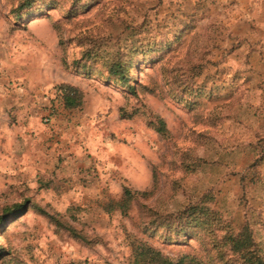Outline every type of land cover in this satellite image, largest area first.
Wrapping results in <instances>:
<instances>
[{
	"label": "rangeland",
	"instance_id": "obj_1",
	"mask_svg": "<svg viewBox=\"0 0 264 264\" xmlns=\"http://www.w3.org/2000/svg\"><path fill=\"white\" fill-rule=\"evenodd\" d=\"M0 218V264L264 255V0H0Z\"/></svg>",
	"mask_w": 264,
	"mask_h": 264
},
{
	"label": "trees",
	"instance_id": "obj_2",
	"mask_svg": "<svg viewBox=\"0 0 264 264\" xmlns=\"http://www.w3.org/2000/svg\"><path fill=\"white\" fill-rule=\"evenodd\" d=\"M21 6V5H20ZM22 7V6H21ZM108 73L110 75L118 77V79L123 84H128L129 82V72L128 66L120 58H114L107 62ZM130 87V85H129ZM71 90H66L63 95L65 96V101L69 105H75L76 100L72 96ZM156 130L160 133H165V124L161 118L158 120V126ZM22 205H15L14 211L21 210ZM6 213H9L6 211ZM180 217L178 228L182 230L184 226H189L191 223H197L202 226V229H211L213 223L216 220L215 214L210 211L191 208L185 210ZM2 218H0L1 223ZM177 227V226H176ZM225 241L223 244L222 252H230L229 259L237 264H264V255H261L255 248V244L252 239L251 231L247 226L241 228L238 233L229 232L223 237Z\"/></svg>",
	"mask_w": 264,
	"mask_h": 264
}]
</instances>
